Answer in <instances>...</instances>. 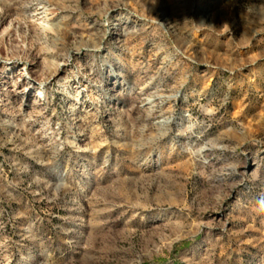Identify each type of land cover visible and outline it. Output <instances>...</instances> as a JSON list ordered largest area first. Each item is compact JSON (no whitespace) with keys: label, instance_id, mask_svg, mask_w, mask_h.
Segmentation results:
<instances>
[{"label":"rangeland","instance_id":"1","mask_svg":"<svg viewBox=\"0 0 264 264\" xmlns=\"http://www.w3.org/2000/svg\"><path fill=\"white\" fill-rule=\"evenodd\" d=\"M11 72L0 264H264V0H0Z\"/></svg>","mask_w":264,"mask_h":264},{"label":"bare ground","instance_id":"2","mask_svg":"<svg viewBox=\"0 0 264 264\" xmlns=\"http://www.w3.org/2000/svg\"><path fill=\"white\" fill-rule=\"evenodd\" d=\"M13 60H14V58H13ZM13 70L14 69L12 68L11 71H13ZM19 70L21 72H23L22 77H26V72L28 69L24 67V68H20ZM12 74L13 73L11 72L10 76L3 81L2 84L5 85L4 86L5 88H4L3 92H1L0 94L1 95H4V94H7V95H10V94L25 95V97L29 96L31 93L32 83H28L27 88L20 90L19 86L14 85L12 83V81H11V78H13Z\"/></svg>","mask_w":264,"mask_h":264}]
</instances>
